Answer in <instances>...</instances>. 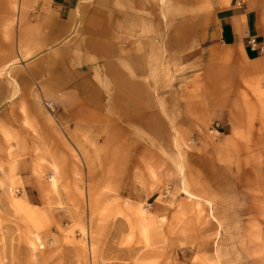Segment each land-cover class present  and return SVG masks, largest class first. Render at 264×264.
<instances>
[{
    "label": "rangeland",
    "instance_id": "374dc122",
    "mask_svg": "<svg viewBox=\"0 0 264 264\" xmlns=\"http://www.w3.org/2000/svg\"><path fill=\"white\" fill-rule=\"evenodd\" d=\"M22 2L0 0V264H264V117L231 138L225 119L178 122L187 107L171 86L191 87L192 71L173 73L167 54L152 92L169 109L158 136L133 141L95 107L61 117L19 89L36 51L19 45Z\"/></svg>",
    "mask_w": 264,
    "mask_h": 264
},
{
    "label": "crops",
    "instance_id": "0c3cea01",
    "mask_svg": "<svg viewBox=\"0 0 264 264\" xmlns=\"http://www.w3.org/2000/svg\"><path fill=\"white\" fill-rule=\"evenodd\" d=\"M20 9L19 45L36 51L17 73L19 89L34 92L36 105L54 101L61 117L72 106L95 107L133 141L158 136L156 122L168 127L169 109L159 108L167 102L153 89L185 61L191 87L171 86L187 107L178 122L202 130L225 119L222 135L231 138L245 134L240 121L264 117V0H23ZM204 48L208 60H196ZM238 102L248 111L240 117ZM263 169H254L256 185Z\"/></svg>",
    "mask_w": 264,
    "mask_h": 264
},
{
    "label": "built area",
    "instance_id": "2783aa9c",
    "mask_svg": "<svg viewBox=\"0 0 264 264\" xmlns=\"http://www.w3.org/2000/svg\"><path fill=\"white\" fill-rule=\"evenodd\" d=\"M249 45H250L251 48H253L255 50L258 49V46H257L258 44H257L256 39H250L249 40ZM263 51H264V49L260 48V52H263ZM50 106H52V105H50Z\"/></svg>",
    "mask_w": 264,
    "mask_h": 264
}]
</instances>
